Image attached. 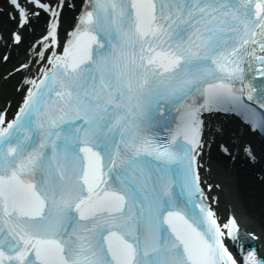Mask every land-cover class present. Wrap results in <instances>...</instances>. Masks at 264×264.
Listing matches in <instances>:
<instances>
[{"label": "snow or ice", "instance_id": "snow-or-ice-1", "mask_svg": "<svg viewBox=\"0 0 264 264\" xmlns=\"http://www.w3.org/2000/svg\"><path fill=\"white\" fill-rule=\"evenodd\" d=\"M0 43V264H264V0H0Z\"/></svg>", "mask_w": 264, "mask_h": 264}, {"label": "bare ground", "instance_id": "bare-ground-1", "mask_svg": "<svg viewBox=\"0 0 264 264\" xmlns=\"http://www.w3.org/2000/svg\"><path fill=\"white\" fill-rule=\"evenodd\" d=\"M5 35H7L6 32ZM27 42L28 41L25 43ZM23 49L24 45H21L20 47L13 46L11 48H6L0 43V55L4 51L10 52L11 54L7 64L0 62V73H3L5 70L11 72L12 67L16 62L23 59ZM21 75L22 74H13L11 80L0 81V105L4 104L5 97L11 99L14 104L19 101V97L22 93L16 90L14 85L17 80L21 79ZM233 124L236 125L235 123ZM241 134H243V130ZM234 153L237 155V160H235V163L233 164V169L238 174V178L245 183L254 194L250 211L238 213L239 222L243 230L255 234V236L250 235L256 243L255 247L264 250V176L261 179V177H258L255 173V171H259L263 166H251L246 164V162L244 166H241L240 163L244 162V160H241V154L237 152ZM260 172L264 175V170H260ZM205 179L208 178L205 177Z\"/></svg>", "mask_w": 264, "mask_h": 264}]
</instances>
